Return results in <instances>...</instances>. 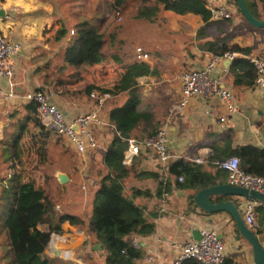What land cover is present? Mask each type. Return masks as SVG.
Listing matches in <instances>:
<instances>
[{"label":"crops","instance_id":"0c3cea01","mask_svg":"<svg viewBox=\"0 0 264 264\" xmlns=\"http://www.w3.org/2000/svg\"><path fill=\"white\" fill-rule=\"evenodd\" d=\"M98 1L99 3L106 1L105 4L108 5L111 0H1L0 11H4V16H0L1 35L7 41L19 43L22 49L12 59L18 98L0 97V147L5 145L3 142L18 129L19 125H15L17 120L26 117V114L14 113L15 108L26 104L21 100L24 94L38 89H53V85L49 83L53 78L76 80L75 83L66 85L65 89L68 92L63 96L57 94L54 101L64 113L66 120L72 121L79 114L87 112L91 105L89 96L79 91L87 85L99 89L113 88L128 66L138 61L136 49L142 47L149 55L154 54L149 61L143 62L149 67H146L147 72L137 79V93L140 95L142 108L148 109L160 122L159 130L168 126V148L173 156L172 161L183 159L197 164L208 179L215 182L211 186L229 184L228 173L215 167L212 162L226 158L228 151L226 142L229 140L232 141V148L247 144L264 148V90L259 89L256 84L252 86L242 84L239 78V75H242L241 71L238 70L236 74L231 72V65L235 60L247 59L245 55L240 54L233 62L223 61L215 72V76L221 78L222 88L234 94L236 107L234 112L229 113L217 97L208 99L194 97L188 107L179 112L176 107L181 101L180 77L186 71L203 68L210 61L213 53L208 51L207 44L211 42L225 41L228 44L249 47L252 49L250 56L264 58V28H254L245 18L240 17L238 10L232 19L211 21L205 25L198 15H179L166 10L153 20H146L137 16L131 9L132 5H128L126 9L130 8L129 14L123 12L125 25L121 32L117 33L114 46L115 50H118L119 42L124 41V44L127 43L131 47L130 55L121 50L120 53L114 52L104 67L97 65L79 71L74 68L70 71H59V67L66 66L65 51L72 38L70 30H75L78 23L92 19L90 9L94 8L93 4ZM258 6L259 20H264V4L259 3ZM60 29H65L68 33L63 40L56 39ZM200 30L204 32L198 36ZM106 34L115 39L114 32L109 31ZM1 86L7 94L6 82L3 79ZM97 88L94 91L102 93ZM105 95L109 96L104 111L107 118L113 108L124 106L129 98L128 92ZM221 118L225 121L222 122ZM139 130L136 128L132 132L133 138L140 137ZM26 131L30 133L35 131L31 123H27ZM110 135V130L102 132L101 148L90 152L83 159L66 147L76 156L75 158L78 157L76 169H56L52 177L44 171L42 174L48 178L49 184L51 178L59 182L57 174L65 173L69 177L68 185L65 184L66 190L74 183L88 184L90 189L85 195L89 197L90 212L82 207L76 209L75 206H71L75 198L69 194L63 202L64 208L67 207L83 219L86 212L90 216L92 213L93 195L101 180L103 155L110 144ZM30 149L33 153L34 148ZM25 157L27 159L28 156H23L25 162L23 169L27 173ZM200 158L203 159V163L198 164L196 160ZM1 160L0 158V162ZM132 165L131 173L126 179L125 192L132 195L135 189L150 191V197H137L135 201L144 209L146 219L156 227L152 236L127 238L143 253L138 264H172L180 246L195 241L193 233L204 229L217 231L225 244L227 258L232 259L234 264H252L251 248L236 232L235 222L229 214L204 213L194 204L191 205L190 196L197 191L176 189L174 178L171 179L173 190L162 193L160 197L158 182L149 175L167 177L169 170H166L150 150L144 149ZM2 168L1 166L0 171ZM126 185L131 187L127 190ZM83 190L86 191V186ZM86 198L85 204L88 200ZM233 199L238 204L245 200L240 197H215L212 201L218 203ZM62 228L63 234L57 236L63 237L66 242H57L53 255L48 254L49 248L45 252V256L51 259V264H91L94 253L99 251L100 254L102 251L95 250L96 247L102 248V245L97 243L95 235L89 233L85 225L79 228L65 222ZM88 244H91V250L86 247ZM77 246L78 252L75 255L74 249ZM60 250L72 251L74 255L70 259L64 258ZM5 261L7 260L3 248L0 247V264H5ZM99 262L104 264V257L101 254Z\"/></svg>","mask_w":264,"mask_h":264},{"label":"trees","instance_id":"16d2710c","mask_svg":"<svg viewBox=\"0 0 264 264\" xmlns=\"http://www.w3.org/2000/svg\"><path fill=\"white\" fill-rule=\"evenodd\" d=\"M244 1L252 15L260 19L258 4H264V0ZM128 5H132L131 9L137 16L146 20H153L166 10L179 15H198L205 25L211 22L207 0H111L107 9L97 10L98 14H104L103 18H98L97 22L87 19L77 24L75 34L65 51L66 66L59 67V71L68 68L79 71L97 65L104 67L106 54L104 48L107 42L103 31L104 25L110 13L121 12L120 10H125ZM237 9L242 14L238 7ZM203 32L200 30L198 36ZM67 34L65 29H60L56 39L63 40ZM207 47L208 51L220 56L226 52L245 56L252 53L249 47L228 44L225 41L211 42ZM146 67L149 66L139 61L128 66L127 71L111 89L87 85L79 91L89 96L97 88L105 94L117 95L128 92L129 95L124 106L115 107L109 113L110 123L116 130H110L111 140L103 155L101 180L93 195L92 213L87 226L88 232L94 234L97 243L102 245L104 264H138L143 253L127 238L149 237L156 231L155 224L146 219L144 209L135 201L137 197H150L151 193L149 190L135 189L132 195L126 194L125 183L133 165L129 167L123 165L126 140L132 137V132L136 128L140 129L139 138L144 139L155 136L161 125L154 114L142 108L141 98L137 93V79L147 72ZM231 67L233 74L241 71L242 75H239V78L242 84L250 86L255 84L256 69L248 59H237ZM75 81L57 77L49 83L53 85L56 94L63 96L68 92L65 86ZM14 113L26 114V117L17 120L15 125H19L18 129L16 131L14 129L15 132L3 142L5 145L0 147L2 159L0 167H3L0 171V244L7 260L5 264H51V259L45 256V252L49 248L52 236L63 234L62 225L65 222L79 228L86 222L67 207L57 209V204L47 190L48 178L39 173L46 163L48 138L52 134L45 130L37 116L38 105L30 102L15 108ZM27 123L33 125L35 129L33 133L26 131ZM231 143V140L226 142L228 151L225 159L237 157L244 172L264 179V148L251 144L232 148ZM31 147L34 148L33 153L36 154L38 162L35 170L28 174L23 169L25 167L23 156L32 153ZM168 172V178L163 175L161 177L156 174L149 175L158 182L160 197L162 193L173 190L172 178L175 179V188L185 191L198 192L215 184L208 179L200 166L183 159L172 161ZM180 178L183 180L180 181ZM194 195L189 199L191 205L194 204ZM255 212L258 227L254 231L263 245L264 206L256 207ZM236 232L240 236L237 228ZM183 264L201 263L187 260ZM224 264L234 263L232 259L226 258Z\"/></svg>","mask_w":264,"mask_h":264},{"label":"built area","instance_id":"2783aa9c","mask_svg":"<svg viewBox=\"0 0 264 264\" xmlns=\"http://www.w3.org/2000/svg\"><path fill=\"white\" fill-rule=\"evenodd\" d=\"M208 9L211 12V21L229 20L234 17L237 6L234 0H208ZM1 7V0H0ZM117 21H121L120 12L115 14ZM75 30H70L73 36ZM22 49L19 43L7 41L0 32V97L9 99L18 98L16 93V84L14 80L15 68L12 62ZM240 54L227 52L224 55H214L210 61L201 69H192L183 73L181 81V101L176 110L182 112L188 107L194 97L203 99L217 97L219 98L226 110L232 113L236 110L234 94L222 88L221 78L215 76L218 66L223 61L233 62ZM244 56V55H243ZM246 58L255 66L257 71L256 86L264 90V58L255 56H246ZM136 59L139 62H147L150 55L142 47L136 49ZM5 80L7 94L4 93L1 86V80ZM57 94L51 88L38 89L28 92L21 97L23 102H35L38 105V118L43 123L45 130L60 138L68 149L76 153L79 158L83 159L90 152L100 149V134L105 130H116L115 126L107 118L106 105L108 95L99 91H93L89 95L91 102L87 112L79 114L74 120L67 121L64 113L54 102ZM221 121H225L221 118ZM77 128V131L75 130ZM168 126L161 128L155 136L140 139L128 138L126 140V149L124 151L123 165L131 166L135 159L139 157L144 149L158 157L159 161L169 170L173 156L169 152V139L167 136ZM198 164L203 163V159L196 160ZM212 164L220 170L228 173L229 184L236 187L256 190L264 193V179L247 174L239 165L237 157L222 159ZM180 181L183 179L180 178ZM260 206L257 202L244 200L239 203L240 210L244 216L248 227L255 230L258 227L255 209ZM201 240L191 241L180 246L172 264H183L187 260H196L201 264H224L227 258L226 247L220 239L217 231L212 229L201 230ZM64 243L66 240L61 236L53 235L48 250L49 255H53L56 250V243ZM61 251V250H60ZM62 252V251H61ZM64 258L73 257L72 251L61 253Z\"/></svg>","mask_w":264,"mask_h":264},{"label":"rangeland","instance_id":"374dc122","mask_svg":"<svg viewBox=\"0 0 264 264\" xmlns=\"http://www.w3.org/2000/svg\"><path fill=\"white\" fill-rule=\"evenodd\" d=\"M105 2L106 1L99 3V1H98V2L93 4L94 8L90 9L91 10L90 14H91L92 19H93L94 22H97L98 18H103L104 14L103 13L98 14L97 10H98V8L107 9L108 6H107V4H105ZM120 11H121L120 14H121L122 20L121 21H117V19L115 17L116 16L115 15L116 12L110 13L109 18H108L109 22H106L105 25H104V28H103V31H104V33L106 35L105 36L106 37V41H107L106 45H105V48H104V52L106 53L105 54V62H104V64H108L107 61L114 54V52L120 53L121 50H122V51H125L129 55L131 54V47H129L127 45V43L124 44V41L119 42L118 46L120 47V49L118 48V50H115L116 46H114L115 45L114 41L117 40L116 35H117V33L119 34L121 32V29L125 25V24L123 25V23H124L123 21H124V18H125L124 13L125 14H129L130 8H127L124 11H122V10H120ZM125 11H128V13L125 12ZM263 13H264V6H263ZM130 14L132 15L133 12L130 13ZM239 15H240L241 18H243V19L245 18L242 14L239 13ZM109 31L114 32L115 39H113L108 34H106ZM153 54L151 53L150 58L153 57ZM70 69H73V68H68V69H65V70L70 71ZM110 105H111V103H110ZM47 148H48V150H47L46 163L43 165V167H42L43 169L41 171L39 170V173L41 175L43 174V171H44L45 173H47L48 175H50L52 177V175H54V171L56 169H61V168L63 170L64 169H66V170L76 169L75 168L76 167L75 164H77V158L78 157L75 158L76 156L72 155V152L67 150V148H66V146H65V144H64V142L62 140H59L53 134L50 135L49 138H48V146H47ZM25 156H28V158L26 159V157H25V159H26V164L28 165V167H27V171L28 172L27 173L29 174L30 172L32 173L35 170V168L37 166L38 158H37L36 154H34V153H30V154H27ZM87 169L91 171V169H89V167H87ZM84 186H86V191L83 190ZM68 187H69L68 190H66V185L61 186L59 184V182H57L56 179L51 178V181L48 184L47 190H48L49 195L51 196V198L57 204V207H63V202L65 200V197H66V195L69 194L70 196H73L75 198L74 199V204L72 202L71 206H75L76 209L82 207V208H85V210L90 212L91 207L89 205V197H87V195H85V193L89 192V189H90L88 187V184L87 183H84V184L80 183V184L76 185V183H74L73 185H70ZM130 187L131 186H127L126 185L127 190ZM77 197H80L81 199L77 198ZM85 198H86V200L88 199L86 204H85ZM84 216H85L84 218H85V221H86L85 225L87 227L88 223H89L90 214H88L86 212L84 214ZM0 247L3 248L1 244H0ZM78 247L79 246H77L74 249L75 255L78 252L77 251ZM86 247L88 249H90V250L92 248L91 244H88ZM95 250L98 251V250H101V248H97L96 247ZM102 253L103 252L101 251L100 254L103 255ZM100 254H99V251L97 253H94L93 258L91 259V264H100V262H99Z\"/></svg>","mask_w":264,"mask_h":264},{"label":"water","instance_id":"95a60500","mask_svg":"<svg viewBox=\"0 0 264 264\" xmlns=\"http://www.w3.org/2000/svg\"><path fill=\"white\" fill-rule=\"evenodd\" d=\"M235 2L250 25L257 29L264 28V20L255 18L244 0H235ZM0 16H4V11H0ZM75 130L77 131V128H75ZM57 178L61 185H65L69 182V177L65 173L57 174ZM215 197H240L249 202H257L264 206V193L243 187L232 186L230 184H219L203 188L193 197L194 205L204 213L216 214L224 212L229 214L235 222L240 237L251 248L252 264H264V246L260 242L255 231L247 226L238 202L233 199L214 203L212 199ZM193 234L195 241L199 242L202 238L201 231H195ZM55 255H58V253H55Z\"/></svg>","mask_w":264,"mask_h":264}]
</instances>
